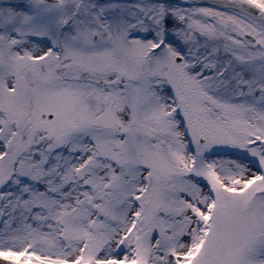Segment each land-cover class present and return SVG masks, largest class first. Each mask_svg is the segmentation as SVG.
<instances>
[{
  "label": "snow or ice",
  "instance_id": "obj_1",
  "mask_svg": "<svg viewBox=\"0 0 264 264\" xmlns=\"http://www.w3.org/2000/svg\"><path fill=\"white\" fill-rule=\"evenodd\" d=\"M0 264H264V0H0Z\"/></svg>",
  "mask_w": 264,
  "mask_h": 264
}]
</instances>
